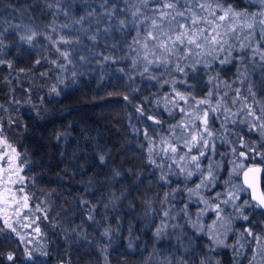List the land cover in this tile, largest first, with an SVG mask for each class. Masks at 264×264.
Instances as JSON below:
<instances>
[{"label": "trees", "instance_id": "16d2710c", "mask_svg": "<svg viewBox=\"0 0 264 264\" xmlns=\"http://www.w3.org/2000/svg\"><path fill=\"white\" fill-rule=\"evenodd\" d=\"M218 2L249 14L259 6L254 0ZM156 7L151 0L147 8L137 0H0L1 22L23 21L42 35L53 25L83 19L102 49L97 62L76 64L66 85L56 87L67 44L41 37L27 42L17 30L0 31V135L17 153L16 192L34 209L31 224L40 239L30 251L21 234L28 225L0 215V264H253L247 242L216 245L205 223L196 222L186 191L192 181L167 172L172 159L156 148L165 136L174 138L176 115L159 102L165 80L184 76L196 96L211 92L212 104L233 112L235 89L247 96L251 85L264 105V61L251 48L243 54L239 49L241 41L264 48L262 33L254 28L245 40L249 30L241 27L240 39L228 38L231 57L227 50L214 54L216 59L204 60L208 67L201 63L195 71L182 61L187 75L171 68L175 61L144 72L132 45L145 35H133L132 12L139 8L151 17ZM109 9L116 11L111 21ZM147 24L150 19L142 26ZM224 117L223 107L211 113L212 135L217 132L228 146L240 138L257 140L240 122L242 114ZM254 210L264 222L263 211L257 205Z\"/></svg>", "mask_w": 264, "mask_h": 264}, {"label": "rangeland", "instance_id": "374dc122", "mask_svg": "<svg viewBox=\"0 0 264 264\" xmlns=\"http://www.w3.org/2000/svg\"><path fill=\"white\" fill-rule=\"evenodd\" d=\"M254 1L259 5L255 8L254 13L249 14L244 10H233L238 13L246 14L239 18L237 22H240L241 20L243 22H252L254 23V28L261 31V29L264 28V25H261L259 21L264 20V2H262V0ZM223 7L227 8V6ZM99 9L100 11H103L102 6H99ZM108 12L112 13L111 16L108 14L106 16L111 21L113 20L116 11L109 9ZM220 14H223V12ZM252 14H257L255 22L253 21ZM144 17L145 14L143 13L142 15L141 13L134 20L136 30L133 35H138V33L139 35H145V29L151 26L149 24L142 26L145 22ZM134 18L135 17H133V19ZM121 20L125 21L124 18L119 21ZM120 26L119 29L124 27L125 24H120ZM8 30H17V33L20 34V38L22 39V37H24L22 40L27 42H29L27 39L28 36H32L31 41L36 37L51 39L54 41H70L67 43L64 42L69 49L65 54L66 61L54 84L56 87H63L66 85L68 77H70V75H72L71 73L75 70L73 66L84 62L90 64L93 62L95 63L99 59V55L102 54L101 47L96 45V38H94L95 34L86 29L83 19L78 20L74 24H68V26L64 25L62 27H57L53 25L49 29H46V32L44 31L45 33L43 32L42 35H40V30L38 35H33L34 32L31 27L23 21H13L8 23L7 21L1 22V33ZM221 30L223 31V29ZM2 36L5 35H0V38ZM62 37L63 39H61ZM101 43L104 44V42ZM132 49H134L138 60H141L143 57V49L140 48V45L133 44ZM206 58L208 60L209 56L202 57L201 59L204 61ZM185 63H188V67L192 68L191 60L185 61L183 64ZM171 68L175 69V65ZM170 80H165L168 82L164 81L160 83L159 102L166 112L174 113L176 115V122L172 125L173 127L171 130L174 138L170 136L167 138L165 136V138L161 139L158 143L156 151H162V156H170V159H172V163L166 168L167 172L172 174L177 172L178 175L183 176L185 181H192V183L186 187V191L193 197L196 222L205 223L206 230L212 241H214L216 245L225 246L227 242L229 243L236 239L239 243L241 239L242 242L240 245L243 242H247L251 247L248 254L252 257L251 260L253 264H264V222L259 218V221H256L254 204L247 197V190L242 185L240 179H237V175L240 177L242 169L247 165H252V162L255 159L261 160L260 164L264 169V144H262L264 143V135H261L260 131L254 130L248 123V126H250L255 132V138L257 139L252 143H249L248 141L244 142L243 139L240 138L236 145L230 144V146H228L226 139L220 135L218 136L217 132L214 133L215 135L208 136L207 133L204 132L202 121L197 120L193 123V117L185 114L186 112H195V108L189 106L190 103L194 104V101L190 100L189 103L179 101L178 105H173L172 101L175 99L174 89L180 91L186 96L194 97L195 100L207 98L212 108H215L217 103L214 102V104H212V99L209 96H196L193 89L189 87L184 76L176 79L175 83H173L174 79L172 81ZM239 107V104L233 107L234 111ZM182 108L185 111H181ZM199 109V115L203 116V111L209 110V105H200ZM215 112H217L218 115L219 111ZM257 112L259 113L258 107ZM211 113H213V111L209 110L208 131L212 133L210 130ZM242 119H244L243 115ZM176 125H181V127L174 128ZM184 125H188L193 134L203 133L208 144H198L197 147L192 148L189 152L188 147L185 146L184 140L185 138L191 140V137L188 135V131L183 127ZM197 125H199V128H197ZM174 140H176V142ZM260 140L262 141L261 144L259 142ZM214 141L219 142L220 144L217 143V145H215L212 143ZM169 144L176 145L178 147V152L174 154L170 151L165 152L162 150L167 148ZM209 144L213 146H209ZM13 149H15L14 146L0 135V215L8 220H14L23 226L25 224L28 225V228L21 234L25 237L26 242L29 244V249L32 251V246L36 247V241L40 239L36 227L31 224L34 209L31 208L27 199L21 198L22 193L16 192V185L21 177L17 153L16 151H13ZM207 149H209V151H207ZM200 150H203L205 153L202 157L199 156ZM241 153L244 155H241ZM193 155L199 157V168H197L196 163L191 160ZM182 156L184 157V160H180V157ZM181 164L186 165L185 171L183 172L178 166ZM189 171L193 173L190 177L187 175V172ZM197 185H200V187L197 188ZM230 193L234 194L236 199L225 204L224 201L229 200ZM237 206L240 211L237 210ZM244 216H247L248 219L245 220ZM254 222L256 224H254ZM217 241L221 242L218 243Z\"/></svg>", "mask_w": 264, "mask_h": 264}, {"label": "snow or ice", "instance_id": "6c2138e0", "mask_svg": "<svg viewBox=\"0 0 264 264\" xmlns=\"http://www.w3.org/2000/svg\"><path fill=\"white\" fill-rule=\"evenodd\" d=\"M139 2L147 8L150 0H139ZM151 2L158 5V7L152 9L153 15L151 17H144L145 20H151V26L145 29L146 34L143 41L139 38H134L133 40V43L140 45V48L143 49L142 59L145 62L144 72H148L149 66L153 65L168 69L173 61H175L174 70L187 75L185 71L186 65H183L181 63L182 61L191 60L192 70L195 71L197 64L204 63L201 59L202 57L211 56L213 59H216V55L214 54L226 50L228 51V56L231 57L229 36L240 39L238 33L241 27H243L249 30V33L243 37V39L246 40L250 38L251 31L254 30V23H246L242 26L237 23L239 18L246 15L245 13L235 12L231 6L224 8L218 0H151ZM262 2H264V0H262ZM221 12H223V14H220ZM140 14L139 8L132 12L134 17H138ZM108 15L111 16L112 13L109 12ZM252 15L253 21L255 22L257 14ZM259 23L264 25V20H260ZM120 24L124 25L125 21L121 20ZM221 29H223V31ZM261 33L260 39L264 42V28L261 29ZM33 35H35V33H33ZM22 39H24V37H22ZM27 39L31 41L32 36H28ZM61 39H63V37ZM64 42L67 43L70 41L65 40ZM226 46H228L227 49ZM248 48H251L253 57L259 55L260 60L264 61V48H261L260 43L252 47L250 44L241 41L239 45L241 53L243 54V50ZM135 62L136 61H134V63ZM226 62H228V60H221V63ZM204 66L208 67L206 63H204ZM242 75L245 74L242 73ZM175 82L174 80L173 83ZM174 91L175 99L172 101L174 106L178 105L179 101H184L185 103H189L190 100L194 101V104L190 103L189 106L194 107L195 112H186L185 114L193 117V123L197 120L202 121L204 132L207 133L208 136L212 135V133L208 131L209 110L215 112L219 111L222 107L225 114V121L242 114L244 119L240 121L241 123H249L254 130L260 131L261 135H264V105H260L256 100V93L253 91L251 85L247 90V96L242 93L241 89H235L236 95L232 100V105H240L235 112L231 111L230 108L222 105L220 102H217V106L212 108L207 98L195 100L194 97L186 96L175 89ZM208 96L211 97L212 93L209 92ZM249 98L252 100L251 104H249ZM204 104L209 105V110H204L203 116H201L199 115V106ZM257 107L260 109L259 113L257 112ZM181 111L185 110L182 108ZM149 118L151 119V117ZM233 122L236 121L233 120ZM175 127H181V125H176L174 128ZM183 127L188 131V135L191 137V140L187 138L184 140L185 146L188 147L189 152L192 148L197 147L198 144H208L203 133L193 134L188 125H184ZM197 128H199V125H197ZM162 150L165 152L170 151L175 154L178 152V147L169 144L167 148ZM13 151H15V149H13ZM204 154V151L200 150L199 156L202 157ZM241 155L244 154L241 153ZM101 159L103 160V157H101ZM180 160H184V157H180ZM191 160L195 162L196 167L199 168V157L193 155ZM178 166L181 168L182 172L185 171L186 165L181 164ZM187 175L190 177L193 173L189 171ZM161 179H163V177H161ZM199 187L200 185H197V188ZM25 199H27V197H25ZM235 199V195L230 193L229 200H225L224 203L227 204ZM253 199L258 200L259 206L264 207V194L259 197L254 195ZM237 210L240 211L238 206ZM165 215H168V213H165ZM244 219L246 220L248 217L244 216ZM4 227L12 229L13 231L15 230L8 220H4ZM2 230L3 229H0V231ZM160 232L161 230L158 229L157 235H159ZM217 242L220 243L221 241ZM11 258V255H9V259Z\"/></svg>", "mask_w": 264, "mask_h": 264}, {"label": "water", "instance_id": "95a60500", "mask_svg": "<svg viewBox=\"0 0 264 264\" xmlns=\"http://www.w3.org/2000/svg\"><path fill=\"white\" fill-rule=\"evenodd\" d=\"M240 180L242 185L248 190L250 199L256 202L258 207L264 211V207L259 206L258 200L253 199L254 195L259 197L264 194L261 167L258 164H252L244 167L240 172Z\"/></svg>", "mask_w": 264, "mask_h": 264}, {"label": "flooded vegetation", "instance_id": "af4514ba", "mask_svg": "<svg viewBox=\"0 0 264 264\" xmlns=\"http://www.w3.org/2000/svg\"><path fill=\"white\" fill-rule=\"evenodd\" d=\"M252 164H257V163H252ZM260 167H261V170H262V174H263V185H262V187H263V192H264V169H263V166L261 165V164H258ZM248 166V165H247ZM246 167V166H245ZM241 181V180H240ZM247 190V189H246ZM246 194H247V197L250 199V197H249V192H248V190H247V192H246ZM252 201V200H251ZM253 202V204L254 205H257V203L256 202H254V201H252ZM258 206V205H257ZM263 211V210H262ZM263 213H264V211H263ZM258 218H259V216H258V214H256V221L258 220ZM264 219V218H263ZM254 224H256L255 222H254ZM240 242H242V240L240 239Z\"/></svg>", "mask_w": 264, "mask_h": 264}]
</instances>
